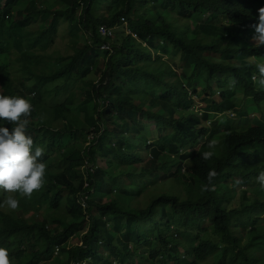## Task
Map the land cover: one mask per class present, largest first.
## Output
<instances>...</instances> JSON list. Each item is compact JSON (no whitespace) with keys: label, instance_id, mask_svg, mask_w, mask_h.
Returning <instances> with one entry per match:
<instances>
[{"label":"trees","instance_id":"trees-1","mask_svg":"<svg viewBox=\"0 0 264 264\" xmlns=\"http://www.w3.org/2000/svg\"><path fill=\"white\" fill-rule=\"evenodd\" d=\"M260 7L264 0H0V57L10 51L0 73L19 95L37 98L28 132L49 147L41 157L47 164L42 188L19 198L16 210L0 209V246L15 245L20 264H71L93 255L89 264H198L209 257L224 258L211 264H264V240L247 230L264 213L261 189L252 198L244 190L238 207L231 202L235 187L264 168V91L251 80L252 58H262L264 45L249 43ZM122 18L138 39L125 30L114 39L100 35L103 24L124 27ZM65 20L74 53L47 55ZM105 42L112 51L102 49ZM159 52L181 72L147 68ZM53 96L63 100L49 106ZM193 96L208 105L205 112L220 105L243 117L255 109L253 144L240 155L216 150L214 191L200 190L209 164L163 139L177 117L193 114ZM174 125L181 138L191 135L183 120ZM86 161L97 166L87 177L96 188L91 218L76 201L65 209L82 190ZM45 206L53 213L43 218ZM24 210L35 211L31 222ZM160 215H168L166 224L153 228L145 221ZM169 230L178 236H164ZM77 237L83 246L62 248L50 259Z\"/></svg>","mask_w":264,"mask_h":264},{"label":"clouds","instance_id":"clouds-1","mask_svg":"<svg viewBox=\"0 0 264 264\" xmlns=\"http://www.w3.org/2000/svg\"><path fill=\"white\" fill-rule=\"evenodd\" d=\"M123 26L110 27L106 24H103L99 27V33L104 39H114L118 32L125 30L127 34H131L133 37L138 39V37L132 34L131 30L127 28V22L124 18L121 19ZM253 28L252 32L254 35L251 37L256 47L264 45V7L258 9V22L250 26ZM143 46H147L146 43H143ZM166 48H169L166 46ZM103 50L112 51L113 47L110 42H105L102 45ZM10 56V51L5 57H0V60L3 64H6ZM168 54L164 52H159L154 54L151 62H148L147 68L150 70H156L159 68L171 70L172 73L179 74L181 71L179 67L172 65L169 62ZM253 63L257 70L256 73L252 74L251 80L254 82V85L258 90L264 91V51L262 52V58L257 59L253 57ZM6 75L0 73V209L5 210H16L19 207L20 200L17 198V195L20 198L31 199L34 192L40 190L45 180V174L47 169V164L41 161V157L49 153V147L46 149L37 145L35 143L32 134L28 132L31 117L37 110V98L30 95L21 96L15 89L14 84L10 85L6 81ZM173 80V79H172ZM171 80V82H172ZM170 82V83H171ZM236 84L235 79L229 81V87L234 88ZM192 90L189 89V96H191ZM219 93L215 95L217 101H219ZM194 100L197 102V106L192 109V115L185 114L187 116L177 117L174 122L179 123L183 120V125L185 127L190 126L192 133L187 138H181L179 133L174 129V122L169 127L168 133L163 137L166 145H175L180 149L181 153L188 155L194 154L197 157L202 158L209 164L208 172L206 175V184L201 185V192L214 191L215 185L214 180L218 175L216 171V150L220 149L229 153L232 150V154L240 155V150L246 148L253 144V133H252V123L253 112L255 109L253 107L247 108L248 116H239L234 109L222 107L217 105L213 107L210 111L205 112V109L208 105L204 102H201L193 96ZM135 101L138 98H134ZM203 105V107L198 108V106ZM82 120L84 116L81 117ZM198 120L195 122L192 120ZM68 137H64L67 139ZM193 140L192 144H189V140ZM63 140V144H64ZM68 144L64 145L67 146ZM235 147L232 149V147ZM188 161L184 162V169L182 167L181 172L187 173ZM81 170L85 176L82 190H80L74 199L70 198L66 201V207L70 209L69 202H77L82 211L84 212L87 218H91L88 215L89 202L93 200L96 194V188H93L92 184L88 182V171L95 173L97 166L94 164H89L87 161L81 167ZM257 181V182H256ZM261 189L259 193V203H264V168L259 169L258 174L254 173L251 175L250 179L245 185H237L235 187V198L232 199V208L238 207L240 203L241 193L244 190H247L249 198L253 197V189ZM106 202L108 199L106 198ZM224 210L228 209V202L223 204ZM202 211V204H200ZM32 213L31 217H28L27 213ZM35 211L24 210L25 219L29 222L32 221ZM52 213H46L43 216L46 217ZM204 215H208L210 219H206L211 224L213 223V215L211 211L205 207ZM240 218L239 215H235L234 218ZM145 221H148L155 228L159 224H166L168 221V215H160L156 218H150ZM258 223L253 226H248L247 230L255 229L258 232L260 238L264 240V227H260V222L264 221V213L261 214L258 218ZM234 225H237V222H234ZM142 227L147 230L143 225ZM197 227V225L195 226ZM239 228V227H238ZM172 229V228H171ZM241 229V228H239ZM173 230V229H172ZM167 231L164 236L173 235L177 237L178 235L172 231ZM262 230V231H261ZM83 236V235H82ZM77 240L73 245H70L71 241ZM244 239L246 241L244 242ZM248 237L241 238V243H246ZM83 246V240L77 238H72L71 240L60 244L57 247L55 255L52 256L53 260H57L60 254V249L66 248L67 250L74 249L76 247ZM18 249L15 245L11 244L9 247L0 246V264H20L16 259V254ZM185 254V252H182ZM93 257L83 258V260L73 261L71 264H89L93 263ZM211 258V257H209ZM206 258L198 264H211L223 263L224 258L214 257L209 263L204 261L209 259ZM195 256L192 257L194 261ZM164 264V263H160ZM169 264V263H168ZM170 264H177L173 260ZM183 264V263H182Z\"/></svg>","mask_w":264,"mask_h":264},{"label":"rangeland","instance_id":"rangeland-1","mask_svg":"<svg viewBox=\"0 0 264 264\" xmlns=\"http://www.w3.org/2000/svg\"><path fill=\"white\" fill-rule=\"evenodd\" d=\"M105 13H106V10H105V8H103V14L102 15H104ZM62 23H63V25L61 27H59V36L57 38L56 43L54 44V46L52 48H50L47 51V55H51L52 54V56L56 57V58H58L59 55H67V54L74 53V47L72 46V43L70 42L71 38H70V35H69L70 23L68 21H66V20L63 21ZM32 30H38V24L33 25L32 26ZM249 43L250 44H254L253 42H249ZM55 52H57V54H55ZM209 55L213 56L211 54H209ZM12 67H13L14 71H16L17 68L19 67V62H13V66ZM16 76L17 77H21L22 73L18 72ZM53 98H54V96H53ZM53 98H47L46 103L49 106H54V105H56L55 103H57V102L60 103L63 100V97H60V96L55 97L54 100H53ZM201 107H203V105L198 106L197 109H199ZM42 142H43V139L39 138L38 141H37V145H39ZM41 147H43L45 149V151L48 148L46 144H45V146H41ZM183 169H184V166H183ZM153 185H156V183H152V186ZM34 194L35 193H33L32 197L34 196ZM15 195H17V198H20L18 196V194H15ZM42 209H43L42 212H43L44 215H46V213H53L52 210H51V207H49V206L42 207ZM66 211L70 212V210L67 207H66ZM27 215H28V217H31L32 213L29 212V213H27ZM259 225H260V227H264V221L260 222ZM245 241H246V239H244V242ZM76 242H77V240L74 239L73 241H71L70 245H73ZM211 260H212V258H209V259L205 260L204 262L205 263H209ZM200 264H202V263H200Z\"/></svg>","mask_w":264,"mask_h":264}]
</instances>
